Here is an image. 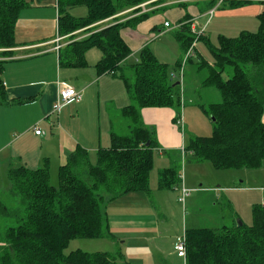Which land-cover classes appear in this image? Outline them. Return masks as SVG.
I'll list each match as a JSON object with an SVG mask.
<instances>
[{"label": "trees", "instance_id": "1", "mask_svg": "<svg viewBox=\"0 0 264 264\" xmlns=\"http://www.w3.org/2000/svg\"><path fill=\"white\" fill-rule=\"evenodd\" d=\"M148 1L56 0L58 35L69 38L59 51L60 67H85L86 52L97 48L102 55L95 65L97 74L120 72L132 98L120 113L127 122L128 134H113L110 147L99 149L94 163L78 147L58 167L56 187L50 183L47 159L36 169L21 165L8 171L14 204L9 208L0 205V213L7 219L0 231V242L5 244L0 264H118V258L123 257L120 252L87 253L77 249L65 255L64 251L76 239L111 238L107 205L127 193L151 192L158 142L154 128L143 124L140 111L168 108L175 113L173 123L180 120L182 88L170 78L169 65L161 63L149 47L139 51L136 63L126 65L133 79L121 72V63L130 55L121 31L136 26L148 15L121 22L118 17L124 12L138 13V6ZM246 3L230 1L227 5L236 8ZM262 6L256 32L243 31L232 38L219 36L217 46L204 38L213 57L211 64L193 53L197 68H206L201 85L214 88L220 102L198 106L211 123L212 133L188 139L183 155L207 162L217 171L254 170L264 162V2ZM27 7L25 0H0V57L16 47L15 26L19 13ZM76 7H85L86 16H71L69 11ZM107 19L116 22L98 29L97 23ZM76 32L89 34L77 40ZM173 34L183 53L196 39L188 22ZM3 65L0 58V106L6 104ZM176 65L181 67V61ZM228 69L231 74L226 76ZM170 162L158 172L157 190L180 185L181 169L173 159ZM251 215L250 225L241 222L218 229H186L185 264H264V205H253Z\"/></svg>", "mask_w": 264, "mask_h": 264}, {"label": "crops", "instance_id": "2", "mask_svg": "<svg viewBox=\"0 0 264 264\" xmlns=\"http://www.w3.org/2000/svg\"><path fill=\"white\" fill-rule=\"evenodd\" d=\"M25 1H28L29 7L19 13L15 26L16 47L10 51V54L0 57L4 62L1 79L6 99V104L0 106V177L5 178L4 189L10 196L8 171L11 168H17L21 165L30 169L39 168L47 159L49 172H51L52 158L56 163L63 162L64 159L66 161L69 154L78 147L84 149L89 156V160L94 163L96 152L99 149L110 147L111 137L116 134L111 129L108 133L109 146L106 148L101 146L102 119L104 118L109 121V125L111 124L108 113H106L107 106L103 108L105 112L99 106L102 100L101 91L105 90L104 93H112V91L116 92L124 87L129 100L132 101L125 88L124 81L119 77L120 72L97 74L95 65L100 60L101 55L96 58L92 56L94 62V65H92L93 72L88 70L90 68L88 56L94 48L88 50L85 54L87 63L85 67H60L59 51L69 42V38L59 37L58 35L56 0L54 2L56 16L53 12L51 18L43 12L46 9V6L43 5L44 0ZM230 1L247 3L236 8L228 6L225 9L222 7ZM148 2L150 3L146 5L144 11L141 10L135 14L124 12L118 17V21L121 22L139 14L148 15L136 26L124 28L121 31V37L130 50V55L121 63V72L122 74L125 73L128 78H132V73L126 65L132 64L130 60L133 56H138L139 51L147 46L157 58L156 51L160 53L163 51V47L156 41L161 38L166 39L168 30L179 29L183 23L188 22L190 32L192 33V30L196 32L194 22L206 19L210 10H213L212 14L209 15L213 19L217 15H230L235 9H244L245 22L250 23V27H246L251 28L254 26L255 21L258 22L257 16L263 10L262 2L264 0H150ZM211 18L206 20L205 25H201L204 30L206 26L211 24ZM115 20L107 19L97 23L96 26L101 29L115 23ZM165 23H168V27L165 26ZM246 27L240 28L239 31H246ZM20 32L24 33L21 35ZM76 33L77 40L89 34ZM171 34L176 41L174 34ZM218 34L226 36L222 35L223 33ZM193 35L196 36V34ZM201 37L204 38L203 35ZM177 44L179 55L175 59H178L176 63L181 61V67H177L176 63L173 67L174 71L179 72V79L176 81H178L177 84H180L184 77L182 66L187 52L183 53L178 42ZM57 46L59 47L56 48ZM196 55L200 56L198 52H196ZM185 62L190 61L186 58ZM172 77H174L173 73ZM60 82L73 87L81 94V99L79 102L65 105L59 112L55 113L53 112V105L58 100V84ZM103 102L108 103L107 100H103ZM93 103L96 104V110L91 109ZM131 103H128V105ZM72 104H75L73 108H67ZM128 105L119 109L114 106L115 112L120 115L122 109ZM140 115L145 126L154 128L158 142L154 156V175L152 174L153 171L151 173L153 175L150 181L151 192L127 193L107 205L108 230L111 238H102L109 239L112 244L111 247L107 246L103 250L112 254L120 252L123 257L118 258V264H185V258L177 255L174 245L178 238L182 234L184 235L187 228H183V231L177 228L176 232H180L181 235L171 242L170 247H164L160 242V239H163V233L161 232L163 221L157 213L158 209L162 211V208L159 201L158 205L154 207L148 199V196L152 195L155 200H159L155 192L161 193L162 200L164 193H170L171 190L156 189L158 172L169 166L171 159L182 160V157L185 158V155H183L184 136L181 128L178 127V121L177 124L173 123L172 119L175 113L171 109L145 108L140 111ZM120 117L122 118L121 115ZM262 120L264 122V114ZM37 128L41 130V135L34 133ZM204 163L194 161V164L199 166ZM214 171H216V174H214L216 185H212V189L209 191L199 189L202 185H192V182L186 180L187 177H185L184 184L186 187L187 185L193 187L190 188L193 189L192 193L202 195L208 193L207 197L212 202L211 205L214 207L220 206V215H222V210L225 208L231 214L233 224H236L235 221L240 217L238 210L240 199L245 198L246 203L249 192L254 190L264 192V189L246 190L244 180L253 177L247 171H242V169ZM223 172H230L231 174L224 178L221 174H218ZM254 173H259V176L257 179L253 178L255 180L253 182L264 184V162ZM182 181L181 174L180 183L183 184ZM186 198L184 202H178L184 206ZM169 200H163L164 206L165 202ZM263 200L264 198H262L261 204ZM165 213L167 214L166 211ZM211 215L216 216L213 212ZM168 234L170 233L168 232ZM169 237L171 238V236ZM149 243H152V245H149ZM4 246L0 242V254Z\"/></svg>", "mask_w": 264, "mask_h": 264}, {"label": "rangeland", "instance_id": "3", "mask_svg": "<svg viewBox=\"0 0 264 264\" xmlns=\"http://www.w3.org/2000/svg\"><path fill=\"white\" fill-rule=\"evenodd\" d=\"M28 2V1H27ZM55 0H44L43 5L46 6V9L43 11L45 12L50 18L53 16V12L56 16V11L54 10L55 7ZM225 9L228 8V5L225 4ZM244 10V9H243ZM241 9H235L232 11L230 15H217L213 19L209 16H207L206 19L197 20V22H194V27H196L197 34L195 36L194 46H193V53L196 54V52L199 53V55L208 63L213 62V57L208 49V47L205 44L204 38L209 39V42L215 46L218 45V37L221 36L218 33H223L222 35H226V38H232L236 37L238 35L240 28L250 27L249 22H245V14L244 11ZM70 15L74 18H82L85 17L87 14L85 7H76L71 9L69 11ZM211 18V24L209 26H206L205 30L203 26L205 25L206 20ZM245 25V26H244ZM211 26V30H210ZM246 31L249 32H256L258 30V22L255 21L254 26L251 28H247ZM44 29V28H43ZM53 29V28H52ZM168 34L166 39H159L156 41L159 42L160 46L163 47V51L160 53H157V58L161 62H165L169 65L170 70V78L174 81L179 79V72L174 71V64L178 59H175L179 55L178 50V44L174 40L173 35L171 33L174 32L173 29L168 30ZM173 31V32H172ZM24 32H20L22 35ZM204 33V34H203ZM203 35V39H199V36ZM34 38H36L34 36ZM191 50V49H190ZM100 52L98 49L94 48L93 51L88 56V64H90V68L88 70H92V65H94L92 56L100 57ZM102 56V55H101ZM187 57L184 59L186 60ZM191 58V57H188ZM100 59V58H99ZM138 60V56H133L132 60H130V63H136ZM183 60V66L184 69V77L180 83V87L182 88L183 92V99H184V106L182 110L180 111V120L178 122V127L181 128L184 140L187 143L188 139L195 136H210L212 133V126L207 117L203 114L201 109H199V105L202 104L204 106H207L211 103H218L220 102V97L218 92L212 88H204L201 85V82L206 76V68L199 70L197 68V64L195 63V58H192V63L185 62ZM172 73L174 74V77H172ZM231 74L230 69L227 70V75L229 76ZM132 79V78H131ZM133 80H129V83H132ZM101 98L100 101V108L103 109L104 106L106 107V113L110 118L111 124L109 125V121L102 119L101 122V143L102 148H106L109 146V130L111 129L112 132L118 134V135H127L128 130L126 128L127 122L120 117L117 112H115V107L117 109L128 105V103H131L132 101L129 100V97L126 94V91L124 87H121V89L117 90L116 92H105V90L101 91ZM103 100H107L108 103L103 102ZM113 105V106H112ZM75 104L69 105L67 108H73ZM115 106V107H114ZM91 109L96 110V104H92ZM105 112V109H103ZM83 118V117H82ZM80 118V119H82ZM108 119V118H107ZM123 122H125L123 124ZM38 129V128H37ZM41 131V130H40ZM106 140V142H104ZM105 144H104V143ZM104 145V146H103ZM164 158V157H163ZM176 165H179L181 169L182 174V183L177 188H174L170 191V193L166 192L164 193V199H170L169 201L165 202V206L163 204V200L161 198V193L158 192L156 194L157 198L159 200H155L154 197L151 195L148 196L149 202L153 204V206L158 205V201L161 205L162 211L158 209L157 213L161 216V220L163 221V225L161 228V232L163 233V239H160V242L164 245V247L168 248L171 246V242L175 241L177 237L181 235L180 232H176L177 228L181 229L183 231V228H210V229H218L220 227L227 226L232 227L233 222L231 214L227 212L225 208L222 210L221 214V208L220 206H212L211 201L208 199V193H204V195L200 193H192L193 187H190L187 185V187L184 184L185 177L188 182H192V185H202V190L209 191L212 188V185H216V174L209 163L205 162L203 165L199 166L194 164V161L191 156L188 154L185 156V158L182 160H176ZM65 161V159H64ZM63 161V162H64ZM183 161V163H182ZM56 163L54 159L52 158V164H51V174H50V183L52 186H57V171L58 166L64 163ZM49 166V163H48ZM36 169V168H34ZM257 169L251 170V169H242V171H247L250 176H252L254 179H257L259 176V173L256 172ZM154 175V171L152 173ZM221 174L224 178H227L230 172H223L218 173ZM253 178H249L247 180H244L246 187L245 189H264V184L255 183ZM224 181V180H223ZM239 181V180H238ZM6 184V180L4 177H0V205L7 206L6 208L12 207L14 204V198L7 193V191L4 189V186ZM184 186L187 190L191 191V195L186 198V202L184 206H182L181 203L178 202V197L180 196V188ZM250 187V188H249ZM264 198V192L262 191H256L249 192L247 194V199L245 203V198L240 199L239 201V213L240 217L235 221L236 225H238V221L243 222L247 225H250L252 222V215L251 210L253 205L256 203L258 205H261V200ZM178 202V203H177ZM163 205V207H162ZM248 205V206H247ZM154 210V208H153ZM167 212V214L165 213ZM214 213L216 216L211 215V213ZM7 219L4 217L3 214L0 213V231L6 226ZM168 232L170 234H168ZM171 236V238L169 237ZM183 234L180 238L182 239ZM111 241L109 239L105 238H99V239H76L69 243L67 249L64 251V254L67 255L68 253L75 251L77 249L87 252V253H94V252H105L103 249H105L107 246L111 247ZM149 245H152V243H149Z\"/></svg>", "mask_w": 264, "mask_h": 264}, {"label": "built area", "instance_id": "4", "mask_svg": "<svg viewBox=\"0 0 264 264\" xmlns=\"http://www.w3.org/2000/svg\"><path fill=\"white\" fill-rule=\"evenodd\" d=\"M150 2H146L143 4H140L138 6V8L140 9V11H144L145 7L147 4H149ZM213 12V10H210L208 12L209 15H211ZM165 26L168 27V23H165ZM192 33L195 34V30H192ZM197 35V34H196ZM58 42V41H57ZM193 46L194 43L192 45V47L189 49V51L186 54V57H192L193 56ZM59 46H57L56 48H58ZM59 86V91H58V100L57 102L53 105V112L57 113L60 111V109L62 107H64L65 105H68L70 103L73 102H79L81 99V94L79 92H77L73 87H71L69 84L64 83V82H60L58 84ZM34 133L36 135H41L42 132L39 129H35ZM190 191L187 190L185 187H182L180 189V196L178 197V201L179 202H184L185 198L189 195ZM262 204L264 205V200L262 201ZM174 250L177 253V255L179 257H185V247H184V238L182 239H178V241L175 243L174 245Z\"/></svg>", "mask_w": 264, "mask_h": 264}, {"label": "water", "instance_id": "5", "mask_svg": "<svg viewBox=\"0 0 264 264\" xmlns=\"http://www.w3.org/2000/svg\"><path fill=\"white\" fill-rule=\"evenodd\" d=\"M212 121H213V119H212ZM239 225H241V222H240V221H238V226H239Z\"/></svg>", "mask_w": 264, "mask_h": 264}]
</instances>
